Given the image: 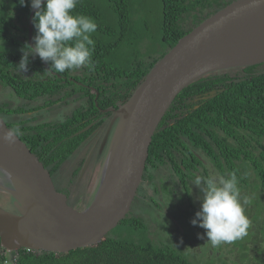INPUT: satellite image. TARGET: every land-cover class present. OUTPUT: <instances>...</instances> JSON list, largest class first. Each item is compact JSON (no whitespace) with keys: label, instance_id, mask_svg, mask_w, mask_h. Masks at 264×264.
Segmentation results:
<instances>
[{"label":"trees","instance_id":"1","mask_svg":"<svg viewBox=\"0 0 264 264\" xmlns=\"http://www.w3.org/2000/svg\"><path fill=\"white\" fill-rule=\"evenodd\" d=\"M231 1L160 0L156 40L143 28L140 16H134L143 0H78L74 13L92 17L98 26L92 34L95 48L91 67L53 75L47 71L49 63L39 57H29L27 72L17 70L20 49L25 42L29 43L32 9L21 6L18 0H0V85L26 100L19 107L0 103V115L13 128H19V135L58 186L68 193L72 205L77 206L70 197V187L57 180L68 158L113 113L110 108L116 109L127 101L150 68L181 36ZM34 34L32 23L31 40ZM256 66L209 72L177 94L153 135L141 194L145 182L150 186L153 183V170L166 166L189 195V179L202 166L198 152L221 175L228 177L234 173L241 185L251 183L257 189L258 193L251 197L252 203L245 206V215L254 206L257 213L252 221L264 237V70L255 71ZM212 89L217 90L213 97L195 100ZM39 99H43L42 104L26 107L30 101ZM70 100L78 104L59 120L34 122L36 117L28 115ZM89 124L92 125L88 129L77 133ZM81 166L73 170L72 176L77 175ZM248 166L253 170L254 183L247 178ZM67 180L70 185L73 178ZM141 197L138 202L143 201ZM149 200L151 206L158 203L154 195ZM133 211L99 243L67 252L28 251L21 247L16 249L14 264H241L246 260L245 264H250L252 256L246 252L250 241L239 243L240 248L246 245L243 260L232 263L217 250L221 245L213 247L209 242L210 252L199 257L202 263L177 250L159 231L151 230L141 211ZM173 224L176 228L172 234L176 237L179 224L176 220ZM205 240H198L199 247H203ZM11 254L14 256L13 250ZM6 258V252L0 254V264H5ZM259 258L258 262L264 264V258Z\"/></svg>","mask_w":264,"mask_h":264},{"label":"water","instance_id":"2","mask_svg":"<svg viewBox=\"0 0 264 264\" xmlns=\"http://www.w3.org/2000/svg\"><path fill=\"white\" fill-rule=\"evenodd\" d=\"M33 12L29 15V44ZM262 62L264 0H232L181 36L127 101L110 108L117 118L110 155L104 164L103 181L85 207L69 202L68 194L20 135L12 140L3 138L13 127L0 115V170L13 185L7 190L16 208L9 211L0 206L2 246L67 252L102 241L131 211L144 183L153 135L177 94L209 72ZM216 92L212 89L201 98L208 99Z\"/></svg>","mask_w":264,"mask_h":264},{"label":"rangeland","instance_id":"3","mask_svg":"<svg viewBox=\"0 0 264 264\" xmlns=\"http://www.w3.org/2000/svg\"><path fill=\"white\" fill-rule=\"evenodd\" d=\"M159 3L160 0H143L142 6L137 8L136 14L134 13L135 17L140 16V19L143 20V28L148 31L149 34L152 35V37L156 40V36L158 35L157 29L160 12ZM231 69L235 70L236 68L232 67ZM263 70L264 62L259 63L258 66L255 67V71ZM24 102H26V100H23L19 97H15V95H13V93H11L9 89L4 88L0 85V103L4 105L19 107ZM42 103L43 99H39L37 101H30L26 107H32ZM77 104L78 103L74 102L73 100H70L67 103L58 102L46 109L29 112L28 115L36 117L34 122L59 120L63 118L64 115H68ZM116 122L117 118H113V113L108 115V117H106L105 120L102 121V123L97 127V129H95L87 137V139L80 146V148L68 158L62 168V172L60 171V175H58V182L60 181L63 183V185L70 187V197L75 201V204L78 207H84L91 203V201L95 197L97 189L103 181L102 172L104 164L110 155L109 150L112 144V134ZM30 123H33V121ZM90 153V160L85 170L81 173L80 168V170L77 172V175L72 176L73 170L78 166H81V161L83 159H86ZM206 165L208 167V175H221L220 172L209 161V159ZM199 172H201V174ZM226 172L228 175L229 171L226 170ZM152 173L154 177L151 183H153L150 186V183L145 182V191L142 192V194L139 192L136 199L138 202V200H140V197L142 196L141 198L143 199V201H139L138 203L134 202L131 209V213L133 210L141 211L144 217L149 222L151 230H155L157 232L159 231L160 233H162L164 239H168V242L171 243L173 247L185 253L190 259L194 258L198 261H201V259H199L200 255L202 253L207 254L210 252L209 241L205 240L203 242V247H199L200 244L198 240L200 239V237L197 234L199 233L203 235V233L199 231L201 230L204 232V229L199 227L198 225L194 226L190 223L191 218L194 217L195 212L199 209L200 206V189L197 186L190 184L191 180H189V195H187L185 193V189L182 186L181 181L176 178V176L173 174L169 167L159 166L158 168L154 169ZM0 174L2 175V179L0 178V184L3 182V186L0 185V190H5L10 193L7 188H10V186L12 187V183L10 184V180L8 179L7 175L1 170ZM196 175H206V171L203 170L202 166L198 167V172H196ZM67 178H73V181L70 183V185H68ZM247 178L248 180H252L254 183L255 176L253 175L252 168L249 166ZM238 186L240 188L241 194H244V196L253 197L258 193L257 189H254L251 183L241 185L238 181ZM153 187H157V190H155ZM153 195L156 196V199L158 201L157 205L155 204L156 206H151L148 204L150 202V196ZM0 206L6 209L10 207L11 210L8 209L9 211H13V209L14 211H16L14 205L13 207H11V204L8 201V197L5 198L4 193H0ZM135 211L133 212L135 213ZM256 213L257 211L256 209H254L253 206L249 215L247 216L251 222L247 230V235L241 239H237L236 246H234L232 241L222 243L221 247H217V250L219 249V252H221L222 254L224 253V257L231 260L230 263H232V261L242 262L244 257L243 250L244 247L247 245V255L252 256L251 258H249L250 264H262L263 261L258 262V260L260 259L259 256L264 258V237H262L261 230L255 229V224L252 221ZM263 215L262 217H264ZM174 220H176L179 224V232L176 233V237H174V235L172 234L173 228H176L173 224ZM254 239H256V241H251ZM240 242L243 244L246 242L249 243H247L244 247L240 248ZM258 249H260V251H258ZM5 252L8 259H10L11 250ZM5 252L4 247L0 249V254H5ZM246 261H243L241 264H245ZM6 264L11 263L7 262Z\"/></svg>","mask_w":264,"mask_h":264},{"label":"clouds","instance_id":"4","mask_svg":"<svg viewBox=\"0 0 264 264\" xmlns=\"http://www.w3.org/2000/svg\"><path fill=\"white\" fill-rule=\"evenodd\" d=\"M21 6L34 10L32 17L35 34L32 43H24L17 70H28L29 57H39L49 63L50 74L91 67L95 41L92 34L97 31L96 21L83 14H75L78 0H18ZM19 135L15 127L3 134L12 140ZM190 184L200 189L199 209L190 223L203 228L211 246L232 242L247 235L250 220L245 215V206L252 203L251 197L241 196L237 176L229 174L195 175ZM3 247V246H2ZM9 250V249H8ZM5 252V250H4Z\"/></svg>","mask_w":264,"mask_h":264},{"label":"flooded vegetation","instance_id":"5","mask_svg":"<svg viewBox=\"0 0 264 264\" xmlns=\"http://www.w3.org/2000/svg\"><path fill=\"white\" fill-rule=\"evenodd\" d=\"M202 97V96H201ZM201 97H199V96H196L195 97V100H197L198 98H201ZM97 129V128H96ZM197 154H198V156H201V160H202V167H203V170L204 171H206V175L205 176H207L208 175V167H207V165H206V163H208V160L205 158H202V155L200 154V153H198L197 152ZM196 172H198V171H196ZM200 173V172H199ZM195 176V175H194ZM0 178L2 179V175L0 174ZM192 179V177L189 179V180H191ZM10 184H11V182H10ZM9 184V185H10ZM1 186H3V182L0 184ZM13 187V186H12ZM12 187L10 186V188H7V189H12ZM66 192V191H65ZM0 193H4L5 194V198H7L8 197V201L10 202V204H11V207H13V202H14V197L9 193V192H7V191H5V190H0ZM67 193V192H66ZM68 194V193H67ZM68 199H69V195H68ZM6 209V208H5ZM11 210V208L9 207V208H7V210ZM132 209V208H131ZM13 211H14V209H13Z\"/></svg>","mask_w":264,"mask_h":264},{"label":"built area","instance_id":"6","mask_svg":"<svg viewBox=\"0 0 264 264\" xmlns=\"http://www.w3.org/2000/svg\"><path fill=\"white\" fill-rule=\"evenodd\" d=\"M3 248V247H2ZM1 248V249H2ZM28 251H34V249L33 248H30V247H25ZM14 251V256H12L13 254H11V258L10 259H8V257L5 259V261H4V263L6 264L7 262H10L11 264H14L15 263V261H16V256H15V252H16V250H13Z\"/></svg>","mask_w":264,"mask_h":264}]
</instances>
